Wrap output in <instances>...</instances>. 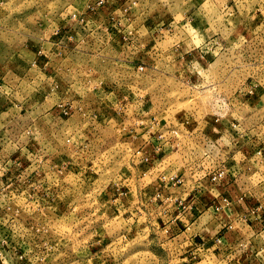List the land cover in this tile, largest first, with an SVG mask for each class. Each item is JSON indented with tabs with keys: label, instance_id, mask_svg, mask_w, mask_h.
Segmentation results:
<instances>
[{
	"label": "rangeland",
	"instance_id": "1",
	"mask_svg": "<svg viewBox=\"0 0 264 264\" xmlns=\"http://www.w3.org/2000/svg\"><path fill=\"white\" fill-rule=\"evenodd\" d=\"M260 10L261 19L264 0H0V264H188L185 236L169 237L149 215L126 214L113 184L131 180L135 191L143 173L132 129L198 137L209 127L204 116L218 111L208 84L235 89L241 75L264 84V45L246 49L256 57L252 67L242 48L261 33L254 23ZM61 37L72 39L67 49L57 45ZM218 38L225 39L219 48L207 44ZM47 68L57 70L58 84H49ZM66 83L88 106L95 88L112 92L128 114L143 113L142 122L113 123L97 103L105 126L97 141L74 148L46 130L29 143L16 114L53 110L62 95L56 86ZM26 150L40 154L32 170L20 157ZM202 153L194 149L184 164H219L217 152L209 164ZM191 264L219 263L203 256Z\"/></svg>",
	"mask_w": 264,
	"mask_h": 264
},
{
	"label": "crops",
	"instance_id": "2",
	"mask_svg": "<svg viewBox=\"0 0 264 264\" xmlns=\"http://www.w3.org/2000/svg\"><path fill=\"white\" fill-rule=\"evenodd\" d=\"M65 38L61 37L57 45L67 49L72 39ZM183 45L184 42L180 43L176 50L183 49ZM188 57L186 55L185 59ZM46 70L49 84L51 80L58 84L57 70ZM253 84L251 80L244 84L242 81L231 90L227 85L212 87L214 85L208 84L205 91L212 89L218 93L212 102V108L218 111L217 116H204L202 123L209 127L206 134L198 137L189 134L181 138L178 130L169 135L162 130L145 132V128L140 129L144 131L142 135L140 132L136 135L134 131L139 129H132L138 143L134 157L138 160L136 169L143 173L138 175L135 191L130 189L131 180L121 181L113 184V195L122 196L119 205L126 214L149 215L169 237L185 236L186 242L181 247L185 249L188 264L203 256L213 257L219 264H264V129L261 126L264 117L258 112L259 93H248ZM56 88L62 95L53 110L39 105L24 107L16 114V119L26 125L29 143L39 136L44 139L46 130L50 134L57 131L60 140L66 139L74 148H81L94 139L97 141L105 132L99 113L93 109L97 103L102 104V114L113 118V123L121 120L122 125L135 126L138 121L142 122L143 113L133 110L128 114L127 108L123 110L125 100L114 99L113 93L106 89L91 91L89 96L93 104L88 106L83 98L73 93V84H59ZM39 108H42L40 113L35 110ZM235 120L237 135L230 127ZM229 130L230 137L236 136L235 145L228 142ZM212 131L214 135L211 136L209 132ZM199 148L207 164L210 151L217 152L218 163L225 162L231 167V178L218 186L211 182L212 170L207 169L204 162L202 166L192 162L184 164L194 154V149ZM26 152L20 156L26 160L40 155Z\"/></svg>",
	"mask_w": 264,
	"mask_h": 264
},
{
	"label": "built area",
	"instance_id": "3",
	"mask_svg": "<svg viewBox=\"0 0 264 264\" xmlns=\"http://www.w3.org/2000/svg\"><path fill=\"white\" fill-rule=\"evenodd\" d=\"M262 11L263 10L259 11V15H258L259 19H260V17H262ZM259 19H255L254 23H256L255 24L256 25L255 28H261V33H259V34L254 33L251 36V38H246V40H245L246 44L242 45L243 50L245 49V53L243 54V56H245L244 57L245 58L244 64L247 67H252L255 64V62H256L255 58L256 57H255V55L247 54L246 49L252 48L251 52H256L260 46L264 45V18H261L260 21H258ZM256 21H258V22H256ZM223 41H225V39H222V40H220V38L213 39V40L210 39L207 42V44L212 46V47L218 46L217 48H219L220 46H222V43H224ZM239 52L243 53L241 51H239ZM140 69H143V68L140 67ZM249 80L255 82V84L249 86L250 88H248V93L250 95L258 93L259 92L258 89L264 91V84L262 83L261 80H257L254 75H248L245 80H243L242 75H241V80L240 81L241 82L243 81V84L246 83ZM235 122H236V120L234 121V123L230 124V127H231L232 130H234V134L237 135V133H238V131H237L238 124L235 123ZM261 126L264 129V122H262ZM170 131H171V133H174V134L176 133V131H172V130H170ZM224 163L225 162L218 164L216 167H211L210 168V171L211 170L212 171H211L209 177H210L211 182L213 184H215V185L220 186V185H222L225 182L226 179L231 178V167L227 166ZM38 164H39V161L36 162V161L31 160V159H29V161L27 163L28 168H31V170ZM177 181L180 182V179H177Z\"/></svg>",
	"mask_w": 264,
	"mask_h": 264
}]
</instances>
